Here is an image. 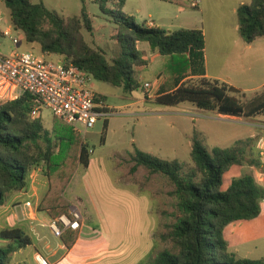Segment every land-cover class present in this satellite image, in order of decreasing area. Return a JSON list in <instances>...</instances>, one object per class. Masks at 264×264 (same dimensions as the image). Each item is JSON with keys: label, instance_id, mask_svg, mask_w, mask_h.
I'll return each instance as SVG.
<instances>
[{"label": "rangeland", "instance_id": "rangeland-1", "mask_svg": "<svg viewBox=\"0 0 264 264\" xmlns=\"http://www.w3.org/2000/svg\"><path fill=\"white\" fill-rule=\"evenodd\" d=\"M40 1L67 20L79 16L86 4L93 19V31L83 30L85 40L91 47L102 50L109 61L120 53L116 25L110 14L103 13L97 0H35ZM193 1L126 0L122 12L132 16L140 26H147L152 21L154 26L169 32L202 29L206 38L208 68L224 78L230 74L228 68L232 70L233 64H230L232 59L229 57L223 67L224 57L220 54L224 50L235 54L234 42L241 39L234 8L241 2L249 4L252 0H204L200 8L193 7ZM112 4L105 6L108 13L113 10L119 14ZM0 9L9 19L10 12L4 4ZM14 35L20 40L17 44L19 50L41 54L39 46L29 45L23 33L15 32ZM0 44L6 55L15 48L7 39L0 38ZM138 49L150 63L137 72L136 78L142 85L139 90L127 93L122 87L91 78L92 87L105 98L111 114L106 118V130L105 120L101 118L86 135L81 134L88 145L90 165L88 168L78 165L65 197L72 204L71 211L77 209L83 215L80 235H96L93 233L95 228L103 233L107 243L89 262L81 264H153L160 252L175 249L170 233L182 212L179 200L173 194L174 185L167 176L151 174L143 167L131 173L132 158L137 150L162 159L179 160L188 168L193 166L191 145L196 131L208 149L236 148L246 160L260 159L264 166V156L259 155L264 148V114L254 118L227 117L214 111H202L190 102L175 106L156 103L154 91L159 75L163 76L164 83H169L173 63L180 59L152 51L148 42L138 43ZM52 56V59L57 58ZM263 67L254 71L257 81L253 83L233 80L232 84L243 91L230 94L244 103L250 102L264 89ZM197 79L191 81L197 82ZM145 83H151L155 89L148 93ZM53 120V115L44 110L43 125L51 135H54ZM103 135L105 143L101 142ZM55 151L57 154L64 152V145L56 140ZM248 164L230 167L223 176L221 190L226 191L234 180L244 175H252L264 188V169ZM44 169L43 166L35 167L28 193L17 199L11 196L3 206H11L10 214L18 212L21 223L30 225L38 215L47 225L50 224V217L38 210L48 189ZM12 193L15 196L22 192ZM260 206L259 217L232 222L225 229L229 250L237 258L264 260V199Z\"/></svg>", "mask_w": 264, "mask_h": 264}, {"label": "trees", "instance_id": "trees-1", "mask_svg": "<svg viewBox=\"0 0 264 264\" xmlns=\"http://www.w3.org/2000/svg\"><path fill=\"white\" fill-rule=\"evenodd\" d=\"M97 2L103 13L110 14L121 45L120 53L111 61L102 50L91 47L85 40L83 30L93 31V19L85 2L81 14L68 20L50 10L43 1L6 0L5 5L14 28L24 34L29 45H38L42 53L64 57L98 81L122 87L127 93L139 90L142 85L136 78L137 72L150 63L144 59L138 43L148 42L152 51L180 59L173 63L171 81L161 87L156 103L175 106L190 102L202 111L237 118L264 114V89L244 103L230 94L238 92L235 88L205 77L206 38L202 29L169 32L158 26H140L132 16L122 12L126 0ZM109 3L117 7L119 14L113 10L108 13L105 6ZM237 16L239 33L245 42L251 44L264 38V0L241 5ZM190 76L198 77L197 82L184 81ZM17 95L15 100L0 101V208L12 192L27 191L32 170L43 166L48 189L38 206L39 212L51 219L63 215L73 218L72 204L65 197V191L78 165L89 167L88 145L70 124L55 117L54 135H51L43 125L44 118L32 115L38 98L22 90ZM107 127L108 120H105V130ZM197 135L195 131L191 167L186 168L179 160L162 159L141 150L132 158L131 173L143 167L151 174L169 178L182 212L170 233L174 251L160 252L153 264H264V260L237 258L229 250L224 235L230 223L260 216L264 188L252 175H244L234 180L226 191L221 190L223 176L233 165L249 163L264 169L263 163L260 159L246 160L236 148L210 150ZM55 140L64 145L63 153L55 151ZM105 140L103 135L101 142ZM60 229L62 244L72 249L80 236L79 231L65 229L62 224ZM0 240L6 242L0 243V264H14V253L32 244L30 236L19 227L1 229Z\"/></svg>", "mask_w": 264, "mask_h": 264}, {"label": "built area", "instance_id": "built-area-1", "mask_svg": "<svg viewBox=\"0 0 264 264\" xmlns=\"http://www.w3.org/2000/svg\"><path fill=\"white\" fill-rule=\"evenodd\" d=\"M5 1L0 0V5L6 7ZM15 32L19 31L14 28L11 18L8 19L0 9V38L15 46L12 53L6 55L0 44V101L15 100L18 91H27L38 98V105L32 111L34 117L44 118V110H48L80 135H86L101 118L106 120L111 112L106 110L103 96L92 87L89 73L60 56L52 59V55L42 52L19 50L20 40ZM144 88L148 93L155 89L151 83H145ZM260 154L264 156V148ZM72 213L73 218L63 215L51 219L49 225L54 234L61 235L60 224L65 229H82V213L77 209Z\"/></svg>", "mask_w": 264, "mask_h": 264}, {"label": "crops", "instance_id": "crops-1", "mask_svg": "<svg viewBox=\"0 0 264 264\" xmlns=\"http://www.w3.org/2000/svg\"><path fill=\"white\" fill-rule=\"evenodd\" d=\"M204 0H194L192 2V6L195 8H200ZM243 5L239 4L234 8V11H238L239 7ZM148 27L154 26V22H148ZM235 44V54L230 53L228 50H224L222 55L224 57L223 67L226 66V62L229 57H231V62L233 64V69L228 71L230 74H226V76H222L220 73H212L208 68L207 63V53L205 52V65H204V73L205 77L209 79H215L222 83H226L227 85L235 88L237 91H243L240 87L233 85V80L238 79L243 82L253 83L257 81V76L254 73L258 67L264 65V38H259L255 42L248 44L241 37V39L234 42ZM206 50V49H205ZM169 57V56H167ZM145 58V57H144ZM264 71V67H263ZM198 77H188L187 79H194ZM163 76L158 77V85L154 93H156V97L158 96L161 87L164 85V81H162ZM242 85V84H241ZM102 96V94H100ZM104 98V97H103ZM105 104L106 100L104 98ZM108 107V105L106 104ZM109 108V107H108ZM207 112V111H206ZM222 115V114H220ZM226 116V115H224ZM231 117V116H227ZM192 146V145H191ZM261 156V154H259ZM30 189V188H29ZM27 191H22V193L13 196V193L9 194V199L12 198H22L28 193ZM13 201V200H12ZM74 206V205H73ZM0 208V230L4 228H13L19 227L22 228L31 238L32 244L25 249L17 251L14 253L12 257V261L14 264H81L87 263L88 260L95 255L100 249L104 247L107 243V240L103 237V233L94 228V234L91 235H80L76 244L72 249L68 250L61 241H59L60 237L51 230L50 225H47L46 221H43L35 216L36 220L31 222L30 225L25 223H21L19 213L13 212L10 214L9 207ZM75 208V206L73 207ZM26 211V210H25ZM26 213V212H25ZM32 217V216H31ZM29 217V218H31ZM51 220V218H50ZM39 223H34V222ZM243 222V221H241ZM46 224V226H43ZM93 229V228H92ZM0 243L6 244V242L1 241Z\"/></svg>", "mask_w": 264, "mask_h": 264}]
</instances>
